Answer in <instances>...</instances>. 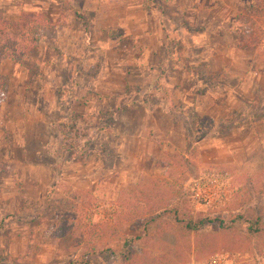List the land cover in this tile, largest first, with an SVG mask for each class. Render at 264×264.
Here are the masks:
<instances>
[{
    "label": "rangeland",
    "instance_id": "1",
    "mask_svg": "<svg viewBox=\"0 0 264 264\" xmlns=\"http://www.w3.org/2000/svg\"><path fill=\"white\" fill-rule=\"evenodd\" d=\"M168 1L127 0L131 19L117 29L103 0H0L3 20L51 24L21 65L0 61V264H67L85 225L112 221L135 237L186 195L193 216L228 223L213 250L185 252L186 237L155 222L142 251L153 244L170 264H264V229L250 224L264 216V88L251 84L264 71V0H177L179 13L162 11ZM145 11L148 35L135 28ZM105 110L107 132L88 127ZM69 116L86 146L64 162L57 131Z\"/></svg>",
    "mask_w": 264,
    "mask_h": 264
},
{
    "label": "trees",
    "instance_id": "2",
    "mask_svg": "<svg viewBox=\"0 0 264 264\" xmlns=\"http://www.w3.org/2000/svg\"><path fill=\"white\" fill-rule=\"evenodd\" d=\"M50 26L51 24L44 15L36 13H21L13 21L0 18V61L7 60L15 65H21L34 51L39 40L38 33ZM1 87L2 80L0 78V89ZM113 113L112 110L100 112L97 114L99 121L88 127L95 128L99 132H107V129L112 126ZM80 119L79 116H69L64 120L68 125L60 126L61 131H57L61 135L58 146L62 150V155L67 156L64 162L80 160L81 153L85 150V130L76 126V120ZM100 122L104 125H98ZM50 133H54L53 127L50 128ZM48 193L49 191H46L45 205L47 206ZM186 197L180 196L181 200L172 207L152 212V218L143 224L144 233L135 237L123 238L119 236L118 229L112 221L85 225L82 232L73 237L75 241L71 237L76 247V254L67 264H91L95 258L105 262L118 259L120 264H170L165 259L166 256L155 254L152 251L153 244H150V252L142 251L141 246L144 245L142 241L146 237L148 226L155 222H160L164 229L167 227L177 228L182 237H186L185 252L189 253L192 249L196 254H200V251L207 249L210 253L214 244L212 239L216 235H223L228 228V223L218 217H209L206 214L200 213L193 216ZM66 220L68 221L67 218ZM239 220L236 216L230 221V224ZM250 224L263 230L264 216L256 217ZM68 227L66 230H70L71 224ZM207 227L214 228L217 233L204 234ZM168 247L165 246L169 249Z\"/></svg>",
    "mask_w": 264,
    "mask_h": 264
},
{
    "label": "crops",
    "instance_id": "3",
    "mask_svg": "<svg viewBox=\"0 0 264 264\" xmlns=\"http://www.w3.org/2000/svg\"><path fill=\"white\" fill-rule=\"evenodd\" d=\"M198 1L200 2L201 0H192L191 3H197ZM204 1L210 2L209 0H204ZM103 2L107 3L106 5L110 8L109 10L106 11V13H107V17L113 21L112 22L113 27L115 26L117 29L118 28L122 29L124 27L123 26L124 25L123 20L131 19L132 9H130V6H126L127 0H103ZM90 3H91V1H90ZM177 3H178L177 0H169L167 3H161L162 11L165 12V6L164 5H166V6H168L167 9H169V7H173V8H170L171 11L174 13H179L176 10V9H178ZM118 4L121 5V12H119V13L116 12V10L114 9V7H116ZM168 4H170V5H168ZM189 10H192V9H189ZM148 15L149 14L146 11L143 12V18H141V20H142L141 25H139V26L135 25V28H137V29L140 28L141 34L148 35V33L150 32V31H148V28L143 25V23L145 22V19H147ZM164 16H165V14H164ZM166 17L169 18V14H166ZM95 18H96V14H95ZM156 18L159 20V16H157ZM94 24L96 25L95 22H94ZM91 29H94V27L91 26ZM95 29H97V28H95ZM62 32L67 33V34L71 33L70 30L66 31V29H64V28H62ZM75 33H79V31H75ZM251 84L255 85L258 89H263L264 88V71L263 72L260 71L259 73L254 72L252 79H251ZM45 174H46V172H45Z\"/></svg>",
    "mask_w": 264,
    "mask_h": 264
}]
</instances>
